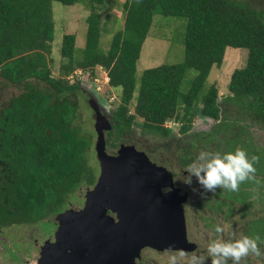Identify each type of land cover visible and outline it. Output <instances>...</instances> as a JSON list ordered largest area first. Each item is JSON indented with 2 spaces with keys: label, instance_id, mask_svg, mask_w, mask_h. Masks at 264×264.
<instances>
[{
  "label": "trees",
  "instance_id": "16d2710c",
  "mask_svg": "<svg viewBox=\"0 0 264 264\" xmlns=\"http://www.w3.org/2000/svg\"><path fill=\"white\" fill-rule=\"evenodd\" d=\"M52 1L73 5L81 0H0V73L13 82L36 77L50 86L47 92L26 86L25 92L11 99L4 116L7 123L0 120L7 128L2 135L16 139L4 141L0 152L8 163L7 178L0 180V229L49 221L53 215L56 221L59 213L70 208L69 200L78 190L96 183L92 134L75 121L83 82L77 78L72 83L68 76L76 69L93 73L96 66H102L112 83L121 87L112 127L106 130L111 135V140L106 139L108 149L130 137L137 116L143 119V130L164 134L172 132L164 126L170 118L182 122L183 132L195 115L219 120L222 108L217 89L205 90L204 84L212 67L221 66L229 46L249 50L246 65L231 74V102L252 120L264 122L263 11L242 0H125L124 27L105 50L100 46L99 12L105 0H90L82 57L76 56V35L64 34L61 53L70 62L62 66L65 78H56L48 65L55 38ZM156 13L188 18L185 60L146 68L138 79L137 63ZM191 68L197 74L191 88L183 92L181 83Z\"/></svg>",
  "mask_w": 264,
  "mask_h": 264
},
{
  "label": "rangeland",
  "instance_id": "374dc122",
  "mask_svg": "<svg viewBox=\"0 0 264 264\" xmlns=\"http://www.w3.org/2000/svg\"><path fill=\"white\" fill-rule=\"evenodd\" d=\"M242 1L264 12V0ZM124 2L125 0H105L99 10L102 20L100 46L105 50L110 47L114 34L124 27ZM52 9L55 38L52 42V60L48 62V65L53 77L65 78L62 66L70 61L63 58L61 53L63 36L66 33L76 35V56L81 58V51L86 43L87 17L91 12V1L81 0L73 5L52 1ZM187 25L186 16L162 13L154 15L137 63L138 79L146 68L184 62ZM248 52V48L229 46L221 66L212 67L204 84L205 90L212 86L217 89V100L222 108L219 120L198 114L194 116L191 127L183 132L182 122L170 118L164 126L170 128L172 132L164 134L143 130L141 126L143 119L137 116V123L130 137H126L123 141L124 144L135 141V148L138 151L155 149L153 154L161 165L155 163L152 160L153 157H148L149 164L162 166L166 172H169L167 173L170 175H166L163 180L168 183L165 187L172 188L175 193L170 191L167 194L175 198L181 197L189 237L193 239L192 241L200 243V248H204L202 243L206 241L205 249H203L205 251L196 248V251L193 250L192 253L178 250H192L194 247L192 249L167 248L169 249L167 251L146 249L139 260L140 264H198V257L204 259L205 264H211V257L207 252L210 240L223 242L239 239L242 236L259 237L257 247L260 249V254L250 251L241 257L239 264H264V122L254 121L249 115L239 111L231 102L228 86L232 72L246 65ZM74 71L73 76L70 74L68 79L72 83L77 78L83 82L81 92L77 94L78 114L75 121L83 130H89L92 134L94 153L91 159L98 168L97 183L101 164L95 152L97 138L94 128L95 113L88 101L96 99L101 111L111 120L112 111L120 103L122 90L121 87L112 83L108 70L102 66H96L93 73L83 68ZM196 74L197 71L194 68L186 72L181 83L183 92L191 88ZM28 85H33L44 92L50 89L49 84L39 81L36 77H29L22 82H13L5 79L0 73V96L3 105H6L11 97L26 91L25 88ZM137 93H134L135 96L130 104L131 113H134ZM106 139L111 140V135L106 134ZM118 148V146L113 149L107 147V153L115 156L118 154ZM237 148L243 149L248 158L254 155L259 158L253 161L255 172L251 174V178L239 182L237 190L217 186L214 192H204L196 183L194 176L191 186L180 183L179 180L174 182V178H182L186 175L185 169L200 152L222 155L225 152H234ZM94 185L78 190L77 196L69 200V206L82 207L87 191ZM140 189H142L141 198L143 199L144 188ZM55 219L53 215L46 219L49 221L11 224L1 228L0 264H49L46 257L51 243L56 240L58 230L57 223L53 222ZM217 225L223 230L217 232ZM200 252L204 253L199 255Z\"/></svg>",
  "mask_w": 264,
  "mask_h": 264
},
{
  "label": "water",
  "instance_id": "95a60500",
  "mask_svg": "<svg viewBox=\"0 0 264 264\" xmlns=\"http://www.w3.org/2000/svg\"><path fill=\"white\" fill-rule=\"evenodd\" d=\"M89 103L96 116L95 150L101 173L87 191L82 209L69 208L58 214L48 263L135 264L145 246L192 249L182 199L162 193L168 184L163 178L169 172L150 165L147 154L135 145L122 143L117 155L108 154L106 130L111 129V120L96 99ZM158 179L162 181L155 183Z\"/></svg>",
  "mask_w": 264,
  "mask_h": 264
},
{
  "label": "clouds",
  "instance_id": "9594fccd",
  "mask_svg": "<svg viewBox=\"0 0 264 264\" xmlns=\"http://www.w3.org/2000/svg\"><path fill=\"white\" fill-rule=\"evenodd\" d=\"M258 157L248 158L243 149L237 148L234 152H225L222 155L202 151L185 169L186 175L174 178V182L179 180L180 183L191 186L193 176L196 183L200 185L204 192H214L217 186L230 190H237L239 182L250 179L251 174L255 172L253 161ZM168 190V189H165ZM195 191V189H193ZM223 229L217 225L216 231ZM248 236H242L239 239L231 241L210 240L207 252L211 257V264H227L230 257L232 264H239L241 257L250 251L260 254L257 247V240ZM198 264H205V260L197 258Z\"/></svg>",
  "mask_w": 264,
  "mask_h": 264
},
{
  "label": "flooded vegetation",
  "instance_id": "af4514ba",
  "mask_svg": "<svg viewBox=\"0 0 264 264\" xmlns=\"http://www.w3.org/2000/svg\"><path fill=\"white\" fill-rule=\"evenodd\" d=\"M29 86V85H28ZM26 90V89H25ZM23 92H25V91H22L21 93H23ZM21 93H19V94H21ZM16 96V95H15ZM15 96H13V97H15ZM13 97H11L10 98V100L8 101V103L6 104V105H3V102L1 101V96H0V120L1 121H3V122H6L7 123V117H4L5 116V114H6V112H7V110L11 107V99L13 98ZM4 127H3V124H1L0 123V134L2 135H4L5 134V132H6V129H5V131H4ZM0 136V152H1V149H2V147H3V145H2V143L4 142V141H11V142H16V139H10V140H8V139H6L4 136ZM140 150H142L143 152H145L146 154H147V156L148 157H153L154 159H152V160H154L155 161V163H157V164H160L156 159H155V155L153 154V152H154V148H152V149H140ZM7 164L8 163H6V161H5V159L3 158V157H1L0 158V180H1V177H4L5 179L7 178V176L4 174V172L5 171H7ZM161 165V164H160ZM169 168V167H168ZM160 181H162V180H160V179H158V181H154L155 183H158V182H160ZM154 182H152V184H154ZM165 189H168V190H165ZM174 192L175 193V191L172 189V188H167V187H163L162 188V193L163 194H167L168 192ZM187 192V191H186ZM188 193V192H187ZM189 194V193H188ZM186 197V196H185ZM177 198V197H176ZM178 199H181V197H178ZM84 204H85V200H84V203H83V206L82 207H77V208H75L74 207V209L75 210H77L78 211V209L80 210V209H82L83 207H84ZM73 207V206H72ZM71 208V207H70ZM109 213L111 214V215H113L114 217H117V213L115 214V213H113V212H111V211H109ZM185 214H187V212H186V209H185ZM186 220H187V215H186ZM54 223H57L56 221L54 222ZM57 227V226H56ZM187 231L189 232V230H188V224H187ZM188 232H187V239H188V241H189V243L190 242H192V243H190V244H192L191 245V248L192 247H194L192 250H178V251H188V252H190V253H192V251L193 250H195L196 248L199 250V248H200V243H198V242H196V241H192L193 239L192 238H190L189 237V235H188ZM192 239V240H191ZM253 239H255V238H253ZM53 240H54V238H53ZM202 245H204V248H200L202 251H205V250H203V249H205V245H206V241L204 242V243H202ZM146 249H158V248H156V247H149V246H147V247H143L142 248V250H141V252H140V255L136 258V260H135V264H140L139 263V260L142 258V256H143V252L144 251H146ZM167 250H169V249H167V248H162V249H159V251H167ZM196 251V250H195ZM189 253V254H190ZM202 253H204V252H200L199 253V255L200 254H202ZM230 259V257L227 259V263L228 264H232V260H229Z\"/></svg>",
  "mask_w": 264,
  "mask_h": 264
},
{
  "label": "built area",
  "instance_id": "2783aa9c",
  "mask_svg": "<svg viewBox=\"0 0 264 264\" xmlns=\"http://www.w3.org/2000/svg\"><path fill=\"white\" fill-rule=\"evenodd\" d=\"M75 72H77V71H75Z\"/></svg>",
  "mask_w": 264,
  "mask_h": 264
}]
</instances>
